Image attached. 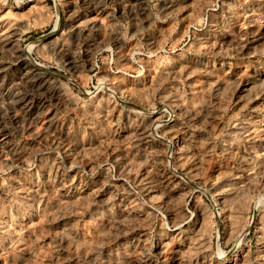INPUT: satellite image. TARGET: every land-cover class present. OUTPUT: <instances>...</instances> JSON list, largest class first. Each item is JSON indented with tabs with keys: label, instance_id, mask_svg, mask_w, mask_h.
<instances>
[{
	"label": "rangeland",
	"instance_id": "obj_1",
	"mask_svg": "<svg viewBox=\"0 0 264 264\" xmlns=\"http://www.w3.org/2000/svg\"><path fill=\"white\" fill-rule=\"evenodd\" d=\"M0 32V264H264V0H0Z\"/></svg>",
	"mask_w": 264,
	"mask_h": 264
},
{
	"label": "bare ground",
	"instance_id": "obj_2",
	"mask_svg": "<svg viewBox=\"0 0 264 264\" xmlns=\"http://www.w3.org/2000/svg\"><path fill=\"white\" fill-rule=\"evenodd\" d=\"M94 20V19H93ZM96 20V19H95ZM97 21V20H96ZM93 23V22H92ZM92 25V24H91ZM94 25V24H93ZM1 33V32H0ZM13 33V32H12ZM15 33V32H14ZM7 35V34H6ZM16 38V37H15ZM1 39V38H0ZM13 37H9V42H11V41H13ZM6 42V41H5ZM7 43V42H6ZM17 43V42H16ZM3 44H4V42H3ZM11 44H13V43H11ZM8 46V45H7ZM4 47V46H3ZM201 48V47H200ZM29 55V52H27V51H23L22 52V56H24V57H27ZM72 65V64H71ZM32 69L34 70L33 72H35V71H37V70H41V69H39V67L37 66V65H34L33 67H32ZM181 70V69H180ZM40 72V71H39ZM187 72H189V71H187ZM175 75V74H174ZM183 75H186V74H183ZM192 75V74H191ZM190 77V76H189ZM151 78H152V76H151ZM154 78V77H153ZM161 78V77H160ZM163 78V77H162ZM151 80V79H150ZM43 83V82H42ZM108 89H109V87H108ZM111 89V88H110ZM113 91V90H112ZM141 93H143V92H141ZM115 94V93H114ZM122 95V94H121ZM19 96V95H18ZM16 97V96H15ZM16 98H19V97H16ZM171 104V103H170ZM19 108V107H18ZM186 113V112H185ZM1 114V113H0ZM258 120V119H257ZM193 121V120H192ZM159 123H160V121L159 120H156L155 119V121L152 123V127H150V128H152V129H150L149 130V132H151V131H154L155 129H157L158 127H159ZM3 124V123H2ZM2 129V128H1ZM181 129V128H180ZM259 131V130H258ZM260 131L262 132L263 130L262 129H260ZM148 132V131H147ZM4 134V133H3ZM145 134V133H144ZM151 134V133H150ZM152 135V134H151ZM3 136V135H2ZM147 137V136H146ZM192 137V136H191ZM190 136L188 137L186 134H184L182 131L181 132H177L176 134H175V136H174V142H171L170 143V145H171V148H173V150H175L177 153H180V155H179V157H180V159H179V161L181 162V163H184V162H186V161H189L188 159H187V157H188V155L190 154V153H192V152H194V150H192V147H194L193 146V140H192V138H191ZM261 137H263V136H261ZM173 138V137H172ZM171 138V139H172ZM162 140H163V138H161ZM261 139H263V138H261ZM170 148V149H171ZM182 151V152H181ZM197 152V151H196ZM196 154V153H195ZM190 156V155H189ZM195 156V155H194ZM179 162V163H180ZM194 162V161H193ZM122 164V162H120V165ZM145 170V169H144ZM142 171V170H141ZM194 171V166L193 165H189V166H187V168H186V171L184 172V174L186 175V176H189V175H191V172H193ZM194 173V172H193ZM198 173V172H197ZM143 174H145V173H143ZM142 174V176L140 177V178H144L145 180H146V175H143ZM141 175V174H140ZM239 175V174H238ZM193 178V177H192ZM152 179V178H151ZM149 189V188H148ZM168 191V190H167ZM233 191V190H232ZM155 191H153V189H149V190H147V198L150 200V201H152L153 200V196L155 195V194H153ZM218 195V194H217ZM226 195V194H225ZM220 196L222 197V198H224V195H223V193H220ZM28 197V196H27ZM156 198V197H155ZM34 199V198H33ZM40 200V199H39ZM166 200V198H163V201H165ZM228 200V199H227ZM77 202V201H76ZM156 207H158V205H154V204H152V206H150V212L152 213V211L153 210H155V208ZM171 207V206H170ZM152 210V211H151ZM149 213V212H148ZM170 213V212H169ZM150 215H152V214H150ZM150 215H148V216H150ZM57 218V217H56ZM170 218L171 219H173V216L171 215L170 216ZM175 219V218H174ZM141 220V219H140ZM52 221V220H51ZM46 223V222H45ZM175 223V226L177 227V229L176 230H174V234H176L175 236H179V235H181V231H180V229H181V224H182V222L181 221H178V222H174ZM9 227V226H8ZM110 228V227H109ZM182 230V229H181ZM9 231V230H8ZM105 231V230H104ZM6 234V233H5ZM9 234V233H8ZM15 238V237H14ZM6 240V239H5ZM12 240V239H11ZM14 240V239H13ZM10 243V242H9ZM165 242H163V248H165ZM126 249V248H125ZM164 250V249H163ZM166 251V250H165ZM189 251V250H188ZM148 252V251H147ZM137 255V254H136ZM143 255V254H142ZM38 256V255H37ZM163 257V256H162ZM167 257V256H166ZM0 258H1V256H0ZM41 258V257H40ZM177 259V258H176ZM30 261V260H29ZM110 261V260H109ZM112 261V260H111ZM4 263V262H3Z\"/></svg>",
	"mask_w": 264,
	"mask_h": 264
}]
</instances>
